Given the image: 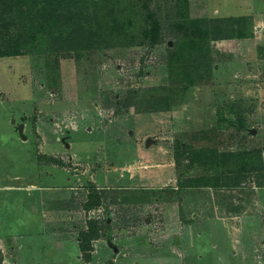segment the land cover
<instances>
[{"label":"rangeland","instance_id":"1","mask_svg":"<svg viewBox=\"0 0 264 264\" xmlns=\"http://www.w3.org/2000/svg\"><path fill=\"white\" fill-rule=\"evenodd\" d=\"M77 1L90 18L115 15L123 34L99 30L91 47L38 38L0 56V177L30 170L51 189L35 253L49 257L61 241L79 252L97 221L90 264H264V0H152L154 45L142 37L144 0ZM191 20L207 33L198 41ZM6 22L0 37L32 29ZM21 117L27 142L12 122ZM46 155L109 194L88 213L87 193L62 186L67 175L40 174L57 169ZM12 203L0 192V208ZM15 242L4 249L19 264L28 251Z\"/></svg>","mask_w":264,"mask_h":264},{"label":"trees","instance_id":"2","mask_svg":"<svg viewBox=\"0 0 264 264\" xmlns=\"http://www.w3.org/2000/svg\"><path fill=\"white\" fill-rule=\"evenodd\" d=\"M150 1L152 0H144L140 4L141 11L144 13L141 30L142 37L148 39L154 45L161 41V23L157 14L149 8ZM37 4L40 6H37ZM37 7L40 8V11L37 10ZM105 8L108 7L105 5ZM32 10H35L34 14L31 13ZM8 19H17L23 28L26 29L30 26L32 29L26 34L0 37L10 47L8 50L0 51V56L17 55L20 51L19 45L23 46L26 41L34 42L38 38L37 41L40 42L47 40V42L62 43L64 45L80 44L82 47H91L92 43L95 42L91 38H86V36L96 34L99 30L104 33L109 31V34H113V32L123 34L122 23L115 15L100 16L96 14L94 18H90V16L84 15L82 8L78 6L77 0H0V21H2L0 24L5 26ZM130 23L128 21V24ZM189 24L191 25H189L190 29L188 28V31H190L189 37L192 41H198L206 32L199 30L195 20H191ZM44 28L50 32L40 34V31ZM53 29L57 30L55 34L52 33ZM10 42L13 44H9ZM45 159L48 162L60 163L55 159L51 161V157ZM105 191L92 188L87 194V201L84 204L85 209L89 210L99 206L104 198ZM97 223V221H90L87 224L88 230L82 232L79 238L78 246L82 259L86 264L91 259V241L100 238L99 232L102 228ZM105 225H107V221Z\"/></svg>","mask_w":264,"mask_h":264},{"label":"crops","instance_id":"3","mask_svg":"<svg viewBox=\"0 0 264 264\" xmlns=\"http://www.w3.org/2000/svg\"><path fill=\"white\" fill-rule=\"evenodd\" d=\"M15 126V131L18 135V127L20 124H23L22 127V134L21 139L23 142H27L29 139L23 134V131L26 126V119L24 117H21L20 123L16 124L14 120H12ZM22 135L25 136V138H22ZM31 141V139H30ZM32 142V141H31ZM64 147H68V143L63 142ZM37 157V162L40 163L41 160H46L45 158L48 157ZM30 163L33 161L32 152L30 153ZM47 161V160H46ZM59 161V160H58ZM48 162V161H47ZM60 163H53L56 165L57 169H54L50 175H48V171L41 172L40 174H44L50 177L59 176L61 173L68 176L67 181L69 183H66L62 186H64L66 189L70 190H84L87 194L92 188H96L98 190H106L105 194H109V186H99L98 184H95V180H86V184H84L81 181L80 177L76 175H70L65 172H62V170H59L58 167L62 168L61 163L62 161H59ZM45 164V163H44ZM45 168V167H42ZM40 176V175H39ZM75 180L77 181L76 185L79 186L78 188L75 186ZM50 186V185H48ZM43 186V185H36L32 182V172L29 170V172L19 173V174H10L7 173V175L0 177V192H2L5 197L11 196V200L13 201L12 204L9 205H3L0 208V211L3 212V210L11 211L13 216L5 217V215L2 214V218H0V250L3 252L2 257L0 256V264H12L10 261L11 255L6 253V249H4V245L7 243L9 246H12L11 243H16L15 241L22 242V246L19 247V253L21 250H27L28 251V257L26 256L22 257L24 259H21L19 264H80V258L81 253L79 252H72L66 251L63 249V244L65 241L56 242L55 243L60 245V249L55 248V252L51 254V256L47 257V254L42 253H35V247H38V244H44L40 239H42V236L45 235V225L48 223L49 219L47 218L49 213L45 208L43 207V203L41 202V198L48 195V190H51L50 187ZM62 186H53L54 189H58L57 187ZM104 198H106V195H104ZM6 200V199H4ZM9 201V200H8ZM17 201V202H16ZM94 209V208H92ZM92 209L86 210L88 213L92 211ZM39 211L38 216H40L41 222L39 225L37 224L38 230L34 233H30L33 221V213H36ZM210 220V219H209ZM13 225L14 228L18 227L17 230H10V226ZM37 236V237H36ZM34 239V240H33ZM6 241V243H5ZM13 241V242H11ZM105 241V240H104ZM108 241V240H107ZM100 242V239H96L91 241V247H94V243ZM70 243V242H69ZM106 243V241H105ZM39 244V246H40ZM55 244V245H56ZM96 246V245H95ZM78 247V246H77ZM42 248V247H41ZM33 254V256L31 255ZM30 255V256H29ZM106 256V254H105ZM49 259L52 261L51 263L46 262V260ZM63 259H68L69 261L65 262ZM91 261H89L90 264ZM15 263V261H13ZM18 264V263H17Z\"/></svg>","mask_w":264,"mask_h":264},{"label":"water","instance_id":"4","mask_svg":"<svg viewBox=\"0 0 264 264\" xmlns=\"http://www.w3.org/2000/svg\"><path fill=\"white\" fill-rule=\"evenodd\" d=\"M22 127H23V124H20L19 127H18V132H19L20 135L22 134ZM22 138H25V136L22 135ZM149 141H151V139H148L147 142H146V144H147Z\"/></svg>","mask_w":264,"mask_h":264}]
</instances>
